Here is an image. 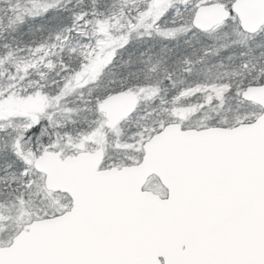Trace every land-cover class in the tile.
<instances>
[{"label":"snow or ice","instance_id":"1","mask_svg":"<svg viewBox=\"0 0 264 264\" xmlns=\"http://www.w3.org/2000/svg\"><path fill=\"white\" fill-rule=\"evenodd\" d=\"M0 264H264V0H0Z\"/></svg>","mask_w":264,"mask_h":264}]
</instances>
